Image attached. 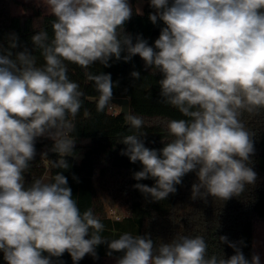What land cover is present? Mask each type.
<instances>
[{
	"label": "clouds",
	"instance_id": "clouds-1",
	"mask_svg": "<svg viewBox=\"0 0 264 264\" xmlns=\"http://www.w3.org/2000/svg\"><path fill=\"white\" fill-rule=\"evenodd\" d=\"M42 2L54 16L51 39L47 31L31 37L43 65L37 66L27 49L13 55L15 36L8 49L0 46V252L6 264H54L53 258L65 252L78 264L86 255L98 258L96 248L104 243L107 255L122 253L116 264H261L259 254L247 259L227 236L219 241L234 250L228 258L209 256L200 235H177L159 244L150 234L125 232L106 239L101 235L105 225L91 208L80 210L62 172L50 182L36 179L28 186L24 174L39 137L54 142L55 167L67 170L65 157L75 155L71 133L84 93L69 78L68 63L110 67L113 58L129 62L139 55L146 69L163 76L161 102L186 119L167 123L172 139L157 150L145 146L143 119L130 111L125 115L135 131L120 140L126 146L120 154L142 164L133 179L155 181L133 187L159 202L194 172L191 199L240 197L257 180L250 166L255 133L243 117L264 113V0H150L155 11L149 20L165 25L151 46L141 35L133 43L125 32L133 15L129 0ZM136 14L143 15L139 8ZM130 75L140 79L138 71ZM86 76L99 94L97 111H104L118 82L110 73Z\"/></svg>",
	"mask_w": 264,
	"mask_h": 264
},
{
	"label": "trees",
	"instance_id": "trees-1",
	"mask_svg": "<svg viewBox=\"0 0 264 264\" xmlns=\"http://www.w3.org/2000/svg\"><path fill=\"white\" fill-rule=\"evenodd\" d=\"M16 3H19L18 0H0V46L8 49L10 38L15 36L18 46L11 49L13 55L27 49L36 56L37 66H41L44 63L43 57L39 49H34L31 37L37 32L47 31L51 39V22L54 16L42 12L40 8H34L29 14H12L10 7ZM129 3L133 8V15L124 25L125 32L132 36L133 43L136 36L141 35L150 46L154 45L165 25L162 21L154 25L149 20V13L155 11L150 7V1L144 4L143 15L136 14L135 0H129ZM125 54L122 53V56ZM109 63L110 67L96 63L87 69L68 63L69 78L77 82L84 93L81 98L83 105L74 121L75 131L71 135L89 139L85 152L88 158L77 163L68 156L65 157L70 165L67 170L55 167L54 162H57L59 157L51 151L54 142L39 137L35 144V158L28 172L24 174L26 186L36 179H41L45 174L50 182L57 172H62L68 179V185L80 210H93L95 216L105 225L101 235L109 240L116 239L125 232L133 235L150 234L158 244L170 243L177 235H200L208 244L209 256L224 254V257L228 258L234 254V250L219 241L220 236H227L228 240L237 243L244 256L251 260L253 219L264 218V113L252 117L245 114L243 117L246 127L255 133V151L250 157V166L257 173L254 186L249 185L240 197H233L224 202L211 196H208L206 201L193 200L191 186L197 182V177L194 172H190L185 175L182 184L176 185L175 194H170L166 200L153 201L133 185L142 183L153 186L155 181L133 179V174L142 170V164L139 161L132 163L127 156L120 154L126 147L119 143L120 140L135 130L128 127L125 115L119 113V110L115 114H111L107 108L97 111L99 94L93 82L87 80L86 73H110L112 81L118 82V86L113 89V97L127 98L129 111L143 119L144 126L140 131L146 132L143 139L145 146L150 149L159 150L164 146L162 142L166 143L172 139L167 132V123L170 120L186 117L174 107L161 102L158 81L163 76L159 72L154 73V70L146 69L139 55L129 62H124L123 59L116 61L113 58ZM132 71L140 72L139 80L131 77ZM85 111L88 115H85ZM97 190L105 199L116 197L120 200L119 217L105 215L103 201ZM108 251L107 243L101 244L96 248L98 258L86 255L78 264H102L105 257L122 255L113 252L109 256ZM53 261L54 264H73L67 252L62 257H54ZM0 264H6L2 252Z\"/></svg>",
	"mask_w": 264,
	"mask_h": 264
},
{
	"label": "rangeland",
	"instance_id": "rangeland-1",
	"mask_svg": "<svg viewBox=\"0 0 264 264\" xmlns=\"http://www.w3.org/2000/svg\"><path fill=\"white\" fill-rule=\"evenodd\" d=\"M150 0H135L136 9L139 8L143 10L144 4ZM18 4L11 5L12 14H29L34 8H40L44 13H50L46 5L42 0H18ZM22 3V4H21ZM24 5V6H23ZM115 109L119 110V107L115 105ZM75 138V147H74V156H71L75 162H79L85 157V152L87 145L89 144V139L85 137H74ZM44 182H49V177L47 174L43 175L40 179ZM104 200V208L108 216L117 218L121 213V207H118L119 199L116 197L112 199ZM252 254H258L259 250L264 253V218H254L252 224ZM118 257H107L103 258L102 264H116V259Z\"/></svg>",
	"mask_w": 264,
	"mask_h": 264
},
{
	"label": "water",
	"instance_id": "water-1",
	"mask_svg": "<svg viewBox=\"0 0 264 264\" xmlns=\"http://www.w3.org/2000/svg\"><path fill=\"white\" fill-rule=\"evenodd\" d=\"M155 33V31H153ZM111 103L119 107V113L126 115L129 112V101L125 97H113ZM86 155L83 159H87Z\"/></svg>",
	"mask_w": 264,
	"mask_h": 264
},
{
	"label": "crops",
	"instance_id": "crops-1",
	"mask_svg": "<svg viewBox=\"0 0 264 264\" xmlns=\"http://www.w3.org/2000/svg\"><path fill=\"white\" fill-rule=\"evenodd\" d=\"M97 192H98V195L101 197V199H102V201L104 200L103 199V197L101 196V194H100V192L97 190ZM103 208H104V201H103ZM104 211H105V208H104ZM105 215L106 216H108L106 213H105ZM259 256H260V260H261V264H264V253L263 252H261L260 250H259ZM105 258H107V257H105ZM104 258V259H105Z\"/></svg>",
	"mask_w": 264,
	"mask_h": 264
},
{
	"label": "built area",
	"instance_id": "built-area-1",
	"mask_svg": "<svg viewBox=\"0 0 264 264\" xmlns=\"http://www.w3.org/2000/svg\"><path fill=\"white\" fill-rule=\"evenodd\" d=\"M107 110L111 113V114H115L117 113L118 110L115 109V106L113 103H111L108 107Z\"/></svg>",
	"mask_w": 264,
	"mask_h": 264
}]
</instances>
